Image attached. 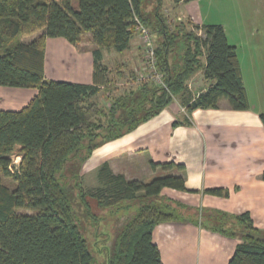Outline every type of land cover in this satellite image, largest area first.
<instances>
[{"label": "trees", "instance_id": "16d2710c", "mask_svg": "<svg viewBox=\"0 0 264 264\" xmlns=\"http://www.w3.org/2000/svg\"><path fill=\"white\" fill-rule=\"evenodd\" d=\"M162 9L163 0H78L77 8L72 0H0V85L38 90L21 110H0V171L14 186L0 178V264H97L82 229L84 220L96 219L88 199L98 210L126 218L111 249L102 251L103 264H162L153 229L190 221L188 207L161 194L165 188L190 192L180 176L127 180L105 162L97 170L96 192L81 181V167L95 150L130 134L174 99H180L186 115L215 109L221 101L235 111L249 108L236 47L222 25L170 21ZM135 17L152 33L162 85L140 82L108 96V107L102 108L90 100L98 86L106 93L111 89L107 69L99 63L101 51L127 50L138 35ZM38 32L32 42H20ZM86 34L96 46L92 85L46 80V39L77 45ZM201 70L209 86L195 98H184L189 80ZM259 119L264 128V113ZM180 124L190 123L185 118L173 126ZM13 156L19 158L14 166ZM149 165L163 172L184 169L173 161ZM204 192L228 196L221 188ZM194 217L204 228L239 240L228 264H264V230L254 227L249 213L205 209Z\"/></svg>", "mask_w": 264, "mask_h": 264}, {"label": "crops", "instance_id": "0c3cea01", "mask_svg": "<svg viewBox=\"0 0 264 264\" xmlns=\"http://www.w3.org/2000/svg\"><path fill=\"white\" fill-rule=\"evenodd\" d=\"M206 1L212 0L179 3L163 0V8L172 11L170 21L188 20L192 26L200 27L210 24L202 14V6ZM262 2L249 0L254 13L263 12ZM255 5H258L257 9ZM221 25L228 43L236 47L244 84V69L237 45L228 37L225 24ZM40 34L21 37L20 42L30 43ZM83 45V41L72 45L64 38H47L45 79L92 85L96 46L91 37L86 44L88 46ZM142 49L143 45L136 34L130 40L128 49L122 53L102 50L99 63L106 67L108 79L112 82L114 73H122L127 69L121 61L112 59L123 54H128L138 75L144 74ZM209 84L204 71L197 72L189 80L184 98H195ZM244 87L249 101V108L244 111L232 110L227 102L221 101L215 109H197L186 115L180 99H174L157 116L140 124L130 134L95 150L85 163L88 165L82 168L81 175L87 174L88 169L97 171L107 162L113 174L122 175L127 180L141 181V178L154 177L159 172L164 173L162 176H180L190 192L165 188L161 194L200 213L205 209L232 215L247 212L254 227L264 230V180L261 179L264 172V128L259 119V115L264 112L256 111L245 84ZM104 89L105 86H98L97 93L90 100L99 104L97 98L103 93L106 95ZM37 92L35 88L0 85V110L19 111ZM183 118H187L190 124L173 126L174 122L183 121ZM170 161L182 164L184 169L163 172L159 168L152 170L149 165V162ZM213 188L228 190V196L217 197L204 192ZM194 219L193 214L190 221L163 223L153 229L152 239L158 247L162 264H228L239 240L212 232L199 222H194Z\"/></svg>", "mask_w": 264, "mask_h": 264}, {"label": "rangeland", "instance_id": "374dc122", "mask_svg": "<svg viewBox=\"0 0 264 264\" xmlns=\"http://www.w3.org/2000/svg\"><path fill=\"white\" fill-rule=\"evenodd\" d=\"M252 4L251 2V5ZM72 7H78V0H72ZM255 7L257 9L258 5H255ZM262 8L263 12L261 14L254 13L249 5V0H212L206 1L202 6V14L206 18V22L210 24H225L224 27L227 30L228 37L237 45L244 69V84L248 89L250 100L256 105V111L259 112H264V0L262 2ZM164 9L166 11H164ZM162 10L164 14L169 16H167V18L170 19V13H172V11L167 7ZM194 32L199 34L201 31L194 29ZM89 40L90 36L87 34L84 35L82 38L84 43L83 46H88L86 44ZM141 53L143 54V52ZM112 59H117L118 62L121 61L123 66L127 67V69L122 73L118 71L114 73L112 82H110V91L107 93L105 92L106 95L103 93L97 98L102 108L108 107L110 101L108 100L110 98H107L108 96L112 97L122 94L139 85L137 81L138 74L135 72L134 65L131 64L128 54H123L121 56L116 55ZM11 161L12 166H14L18 164L19 158L13 156L11 157ZM86 165L88 164L82 165L81 169ZM88 170L87 174L83 173L81 176L82 184L86 190L96 192L100 188L96 178L97 171L95 169ZM162 174L164 173L159 172V174L154 177H143L141 181L149 183L153 178L162 176ZM0 178L8 187H14L9 179H5L2 176L1 171ZM88 200L91 211L96 216V219L84 220L82 222V229L90 244V248L96 255L97 264H103V256L106 257V254L102 251H108L109 248L111 249L112 242L121 230L126 218L123 216H115V212L98 210L95 201ZM189 210L194 216H199L200 212H198V210L195 211L190 208ZM75 212L77 215L83 214L82 209L78 206H76ZM186 214H188V212Z\"/></svg>", "mask_w": 264, "mask_h": 264}, {"label": "built area", "instance_id": "2783aa9c", "mask_svg": "<svg viewBox=\"0 0 264 264\" xmlns=\"http://www.w3.org/2000/svg\"><path fill=\"white\" fill-rule=\"evenodd\" d=\"M134 20L136 21V31L143 45V59L145 64V72L144 74L138 75L137 81L139 83L151 82L155 85H162V76L158 72L155 64V45L152 33L145 26H143L136 17Z\"/></svg>", "mask_w": 264, "mask_h": 264}]
</instances>
